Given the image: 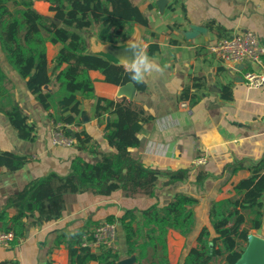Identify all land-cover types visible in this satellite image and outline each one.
<instances>
[{"label":"crops","instance_id":"obj_1","mask_svg":"<svg viewBox=\"0 0 264 264\" xmlns=\"http://www.w3.org/2000/svg\"><path fill=\"white\" fill-rule=\"evenodd\" d=\"M32 1L38 12L53 17L49 0ZM158 1L134 0L148 25H134L126 41L102 42L93 30L82 32L88 53L114 65L123 66L115 59L114 50L135 43L134 46H140L150 58L166 66L162 75L153 74L142 83L143 90L138 89L132 101L152 116L143 124L138 136L139 146L130 151L139 162L161 171L154 196H130L122 190L108 196L92 190L65 193L62 215L41 223L38 221L40 213L35 212L25 219L24 236L11 248L0 247V262L69 264L67 241L76 233L84 231V237H89L109 218L117 219L127 211H135L141 220L143 211L155 205L164 207L177 195L184 194L198 201L194 207L193 232L186 237L170 230L167 236L170 263L180 264L183 252L196 244L201 229L210 226L212 203L233 197L238 182L250 175L254 164L264 161V86L250 88L243 79L247 70L260 72L264 66L229 65L209 50L218 40L246 31L257 35L264 46V0H166L164 10L157 5ZM191 26L202 27L206 33L187 40L185 33ZM61 49V44H47L49 74ZM4 71L12 101L18 104L33 127L32 139L21 138L4 113L10 101L0 103V156L11 153L27 159L17 170L0 164V212L6 210L11 218L17 214V209L7 204L27 186L52 174L67 175L76 157L92 163L100 157L74 147L53 145V122L25 81L8 65H4ZM90 75L96 96L126 98L118 96L120 87L105 82L100 71H92ZM52 90L50 85L43 87L44 92ZM111 119L106 116L99 127L92 114V102L84 101L77 131L85 130L97 142L98 152L102 154L111 151L102 134ZM198 158H205L206 163L194 164ZM180 170L186 171L187 177L168 183V175ZM262 201L264 213V196ZM1 225L2 222L0 228ZM260 230L264 238V220ZM257 231L252 230L250 235H256ZM118 242L121 260L128 258L122 231L121 237L118 233ZM90 250L100 252V249Z\"/></svg>","mask_w":264,"mask_h":264},{"label":"trees","instance_id":"obj_2","mask_svg":"<svg viewBox=\"0 0 264 264\" xmlns=\"http://www.w3.org/2000/svg\"><path fill=\"white\" fill-rule=\"evenodd\" d=\"M48 2L54 14L52 18L59 24L38 12L32 0H0V103L10 101L4 113L21 138L32 139L33 127L28 124V117L11 99L8 76L4 71V65H8L25 81L53 123L80 127L85 100L92 102V114L99 127L101 120L110 116L112 119L105 125L102 134L111 151L99 153L97 142L85 130L75 132L73 147L99 156L100 160L92 163L76 157L67 175L52 174L39 179L11 197L7 205L15 206L17 214L10 218L6 210L1 211L0 230L13 231L16 243L24 236L25 219L35 212L40 213L38 221L41 223L62 215L65 193L92 190L108 196L122 190L130 196H154L161 175V171L135 159L130 151L139 146L138 136L143 124L152 116L142 106L126 98L96 96L94 80L90 75L92 71H100L105 82L120 87L132 82L130 74L124 66L114 65L88 53L87 42L82 36V32L93 30L102 42H123L130 37L134 25L147 26V18L134 0ZM48 43L62 45L53 60L51 74L48 72ZM152 49L156 47L152 46ZM134 84L143 90L142 83ZM47 85L53 87L51 92L43 91ZM26 162V158L11 153L0 156V164L11 170L21 168ZM250 170V175L235 186L233 197L212 203L210 226L201 229L196 244L183 252L180 264H236L240 260L250 232L260 230L264 220V161L254 164ZM187 174L183 170L171 173L168 183L184 180ZM197 203L195 198L179 194L164 207L155 205L143 211L141 220H138L135 211H127L117 219L109 218L106 223L116 224L124 233L127 245L125 255H135V264H171L168 233L173 230L187 237L193 232ZM84 234V231L78 232L67 241L69 264H89L92 261L117 264L121 260L118 250L102 247L99 253H93L89 248L82 247Z\"/></svg>","mask_w":264,"mask_h":264},{"label":"built area","instance_id":"obj_3","mask_svg":"<svg viewBox=\"0 0 264 264\" xmlns=\"http://www.w3.org/2000/svg\"><path fill=\"white\" fill-rule=\"evenodd\" d=\"M209 50L229 65L244 63L246 65L258 64L264 66V46L258 36L250 31L220 39L210 45ZM243 79L248 87L260 88L264 86V70L260 72L247 70L243 75ZM67 130L70 132L68 133ZM77 130L78 127L74 125L52 123V144L60 147H73L76 143L74 133L78 132ZM205 163V158H198L194 161V164L197 165H204ZM15 241L16 235L13 231L0 230V247L11 248ZM82 247L89 249L105 247L117 251L119 249L117 225L103 223L96 227L89 237H84Z\"/></svg>","mask_w":264,"mask_h":264},{"label":"water","instance_id":"obj_4","mask_svg":"<svg viewBox=\"0 0 264 264\" xmlns=\"http://www.w3.org/2000/svg\"><path fill=\"white\" fill-rule=\"evenodd\" d=\"M166 2H167L166 0H160L158 1L157 5L161 10H164ZM51 19L56 24H59V22L54 18L51 17ZM199 33H206V31L202 27L191 26L190 31L185 33V37L187 40H191L196 38L199 35ZM134 44L135 43H131L128 45V47L115 49L114 50L115 59L120 63L125 60L130 61L132 59V53L129 49ZM136 49L138 51H141L140 46H137ZM137 91L138 88L136 87V85L133 82H129L123 86H120L118 91V96L126 97L129 99V101H133ZM135 262H136V256L133 255L131 257L120 260L117 264H135ZM236 264H264V238L262 237L261 230H258L256 235L249 236L246 249L244 250L242 257Z\"/></svg>","mask_w":264,"mask_h":264},{"label":"clouds","instance_id":"obj_5","mask_svg":"<svg viewBox=\"0 0 264 264\" xmlns=\"http://www.w3.org/2000/svg\"><path fill=\"white\" fill-rule=\"evenodd\" d=\"M129 50L132 53V59L121 63L125 71L130 74L129 78L133 83H144L153 74L162 75L164 73L166 66H161L145 52L138 51L134 45Z\"/></svg>","mask_w":264,"mask_h":264},{"label":"rangeland","instance_id":"obj_6","mask_svg":"<svg viewBox=\"0 0 264 264\" xmlns=\"http://www.w3.org/2000/svg\"><path fill=\"white\" fill-rule=\"evenodd\" d=\"M118 233H119V237H121V231H120V229H118ZM149 257H150V255L147 256V259L145 261H148Z\"/></svg>","mask_w":264,"mask_h":264}]
</instances>
